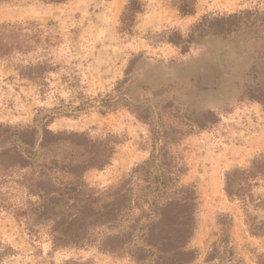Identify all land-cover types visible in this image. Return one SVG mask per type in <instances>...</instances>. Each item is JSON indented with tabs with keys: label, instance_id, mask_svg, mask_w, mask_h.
Wrapping results in <instances>:
<instances>
[{
	"label": "rangeland",
	"instance_id": "obj_1",
	"mask_svg": "<svg viewBox=\"0 0 264 264\" xmlns=\"http://www.w3.org/2000/svg\"><path fill=\"white\" fill-rule=\"evenodd\" d=\"M128 2H0V25L21 27L22 39L31 42L29 51L0 56V128L6 130L0 137V264H135L98 249L96 240L108 227L96 229L82 245L55 246L52 222L33 208L43 202L48 179L58 186L74 177L43 165L105 152L111 156L103 167L82 173L85 190L104 199L128 178L138 189L143 170L136 169L157 153V125L172 122L187 131L210 111L216 121L195 125L173 145L186 168L181 183L195 184L201 202L190 244L199 251L193 264L216 263L206 258L223 238V215L232 219L233 264H255L251 250L264 252V239L247 229L241 202L225 191L230 170L264 156V108L247 96L264 82V48L251 44L245 30L226 37L194 31L186 51L172 41L189 37L205 15L250 9L262 22L264 0H196L191 15L180 12V0H143L136 26L125 33L120 27ZM39 65L41 76L21 74ZM108 100L114 107L106 106ZM44 124L55 133L84 135L83 142L62 138L42 146ZM32 129L35 146L18 134ZM255 191L264 193V179Z\"/></svg>",
	"mask_w": 264,
	"mask_h": 264
},
{
	"label": "trees",
	"instance_id": "obj_2",
	"mask_svg": "<svg viewBox=\"0 0 264 264\" xmlns=\"http://www.w3.org/2000/svg\"><path fill=\"white\" fill-rule=\"evenodd\" d=\"M5 1V0H0ZM61 2L64 0H51ZM196 0H180L178 8L183 15L195 13ZM143 0H129L121 19V31L131 33L136 26L137 15L144 10ZM252 10L246 9L224 16L211 17L205 15L192 28L193 33L187 38L180 35L178 40H172L186 51L194 42V31L200 30L204 36H229L245 32L251 44H259L264 48V19L259 22L254 18ZM254 18V19H253ZM19 28V27H18ZM8 24L0 25V56H11L17 51H29L31 42L22 39L23 29ZM47 41H49L47 39ZM43 67L22 72L28 78L41 76ZM34 74V75H33ZM247 96L262 104L264 108V82L249 89ZM109 108L114 107L111 100L107 101ZM209 117L197 120L191 124V129L204 128L210 122L216 121L214 112ZM144 119L149 116L139 115ZM149 123L152 121L148 120ZM152 124V123H151ZM155 140H158L152 159L141 164L136 172L143 170L140 188H134V182L128 178L117 187L105 194L104 199L92 196L85 190L82 173L92 167H103L107 157L103 153L89 154L79 162L66 163L53 160L43 165L46 171L55 170L70 174L74 178L69 183L43 185V202L33 208L35 213L44 215L52 222L51 231L55 246H79L94 235L96 229L108 227L110 232L101 236L97 247L119 257L128 256L135 264H193L199 257V251L191 247V242L198 229V212L200 197L195 184L181 183L186 168L177 159L173 145L179 143L182 136L190 130L176 124L160 122ZM6 130L0 128V137ZM36 129L18 132L22 142L30 146L36 144ZM81 134L55 133L47 124L43 126L40 145L50 146L60 140L69 139L80 144ZM111 154V152H110ZM20 157H22L20 155ZM27 165L26 160H21ZM48 178L51 175L48 174ZM264 179V156L256 158L248 167H236L226 175L225 191L232 200L241 202L247 229L251 236L264 239V193L255 191L258 181ZM228 219V225L226 222ZM230 216H221L223 238L209 252L206 261H216L215 264H233L234 249L230 246L229 226ZM224 226L226 228H224ZM255 264H264V252L251 250ZM2 253H0V259ZM236 264H243L240 260Z\"/></svg>",
	"mask_w": 264,
	"mask_h": 264
}]
</instances>
